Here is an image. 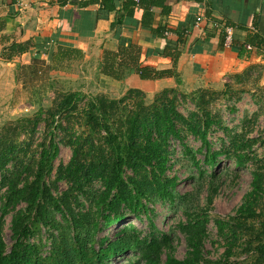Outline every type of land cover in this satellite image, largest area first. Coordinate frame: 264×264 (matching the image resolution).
I'll return each mask as SVG.
<instances>
[{
  "label": "trees",
  "instance_id": "1",
  "mask_svg": "<svg viewBox=\"0 0 264 264\" xmlns=\"http://www.w3.org/2000/svg\"><path fill=\"white\" fill-rule=\"evenodd\" d=\"M18 1L0 0V8L8 4L6 18L20 14ZM55 2L61 9L71 5L79 11V19L73 22L71 35L38 36L13 42L5 49L3 60L11 61L30 54L33 63L19 67V70L36 73L41 67L44 72L57 71L65 64L81 59L82 47L102 14L114 13L116 20L110 29L112 37L118 42L117 49L103 50L98 74L117 82L135 74L141 81L174 79L177 85L181 84L177 64L186 51L192 52L188 42L194 28L174 30L163 25L161 19L173 13L175 0ZM138 10L142 11L140 20L135 17ZM221 24L219 31L215 26L220 25H212L219 34L220 49L224 48L225 29L238 30L237 26ZM5 25L6 19L0 17V33ZM123 30L146 31L151 42L174 35L176 41L169 42L162 52V56L171 61V68L157 70L142 66L141 48L123 35ZM60 37L76 41L79 47L60 42ZM245 39L244 45L234 49L238 55L244 51L251 52L252 49L246 50L248 46L264 52V39L258 34L247 35ZM232 43L233 39L230 46ZM197 92L204 91L199 89ZM131 93L136 95L137 102L130 95L121 101L95 97L89 98L83 107L81 104L86 97L81 93L57 95L47 111L50 124L42 121L39 114L33 119L19 120L18 125L11 124L0 129V264H111L113 260L129 254L136 264H160L162 249L168 242L165 235L160 239L154 237V233L142 237L135 225L122 224L112 239L99 241L97 236L102 232V225L109 230L128 215L139 220L140 214L149 217L148 204L154 200L163 203L175 200L177 178L168 176L173 166L170 164L171 141L178 140L184 146L186 134L202 143L205 151L202 165L193 155L190 161L203 174H207V169L216 171V160L221 153L212 151L208 140L214 121L207 102L193 99L197 112L184 117L175 111V97L174 101L167 97L169 93H177L175 89L163 91L161 102L158 99L149 106H145L140 99L142 92L134 89ZM71 120L81 126V133L75 131ZM41 122L49 136L48 142L39 145L37 156H29L28 148L17 142L21 136L31 137ZM58 131L69 138L65 145L71 149L72 156L57 177V181H65L69 188L55 195L49 179L60 150L56 140ZM243 164V159L239 158L236 165ZM212 178H216L215 173ZM258 181L259 177L255 175L251 196L261 190ZM97 184L100 190L95 192L93 187ZM81 198L88 201L92 209L87 212L74 210L80 206L78 201ZM238 213L246 220L258 217L255 210L247 205L242 206ZM11 214L13 244L8 249L3 227L4 219ZM56 216H60L61 220H56ZM187 216L190 219L184 232L189 238L191 251L183 260L168 257L164 264H203L201 250L206 224L192 215ZM44 228L53 233L43 242L40 235ZM33 237L38 240L30 243ZM46 245L50 249L44 255L42 251Z\"/></svg>",
  "mask_w": 264,
  "mask_h": 264
},
{
  "label": "rangeland",
  "instance_id": "2",
  "mask_svg": "<svg viewBox=\"0 0 264 264\" xmlns=\"http://www.w3.org/2000/svg\"><path fill=\"white\" fill-rule=\"evenodd\" d=\"M72 65L57 71L44 72L41 67L36 73L19 68L10 71L7 81L0 82V129L11 124L18 125L19 120L33 119L39 114L42 121L46 120L50 124L47 111L53 106L57 95L65 93L83 94L86 99L81 107L89 98L95 97L121 101L130 95L137 102L136 95L130 94L134 89L124 82L100 80L93 66L83 75L84 69ZM173 81L175 86L158 84L136 90L142 92L140 99L145 106H149L158 99L161 102L163 91L175 89L177 93H169L167 97L173 101L175 97V111L184 117L196 114L193 99L208 103L214 121L208 140L212 144V151L221 153L216 160V171L204 167L207 174H203L191 164L192 155L201 165L204 160L205 151L200 141L186 134L184 146L178 140L171 141L170 164L173 166L168 176L177 178L175 200L165 203L154 200L148 204L149 217L140 214L139 220L128 215L123 222L109 230L102 225V232L97 238L99 241L112 239L122 224H132L142 237L153 233L159 239L163 235L167 237L160 264H164L168 257L183 260L191 251L184 229L190 219L187 215H192L206 224L201 250L203 264H264V62L250 65L237 73L226 74L207 85H200L199 89L203 93L189 86L187 89L186 81H181L180 85ZM125 104L129 103L125 101ZM70 124L75 125L78 133L83 131L74 120ZM48 137L41 122L31 137L21 136L17 143L28 148L29 156H37L39 145L48 142ZM68 139L63 132H57L60 150L49 179L55 195L69 188L65 181H57L59 173L67 167L72 156L71 149L65 145ZM24 142L27 144L23 145ZM239 158L243 159L244 164L238 167L236 163ZM214 173L216 178H212ZM255 175L259 177L261 190L251 196ZM93 190L98 192L100 185H95ZM78 202L80 206L74 210L87 212L92 209L88 201L81 198ZM245 205L251 206L258 217L244 219L238 211ZM12 214L4 219L3 227L8 249L13 244L10 232ZM56 220H61L60 216H56ZM50 233L53 232L42 229L40 236L43 242L48 240ZM37 240L33 237L30 243ZM49 249L50 246L46 245L42 254L46 255ZM111 264L136 263L129 254L113 260Z\"/></svg>",
  "mask_w": 264,
  "mask_h": 264
},
{
  "label": "crops",
  "instance_id": "3",
  "mask_svg": "<svg viewBox=\"0 0 264 264\" xmlns=\"http://www.w3.org/2000/svg\"><path fill=\"white\" fill-rule=\"evenodd\" d=\"M56 0H19L20 14L16 17L6 18L7 6L0 8V17L6 19L5 29L0 33V82L7 81L8 73L21 66L33 63L30 54H24L11 61L3 60L5 49L13 42H23L35 37H52L61 34L71 35L73 22L79 19V11L71 5L59 8ZM176 7L173 13L163 17L161 22L170 29L193 27L188 44L192 52L186 51L179 59L177 73L185 85L193 89L200 85L218 81L226 74L237 73L244 68L264 62V52L251 48V52L240 55L234 51L245 43V37L258 34L264 39V0H175ZM135 17L140 20L142 11L138 10ZM116 20L114 13H103L97 21L96 28L82 47L83 56L80 60L65 64V68L80 66L86 75L90 67H95L98 74L99 61L103 50L116 51L117 40L112 37L110 29ZM198 20V27L196 26ZM231 24L237 26L232 31V46L219 48V34L213 30L212 25ZM221 29V28H219ZM219 31V30H218ZM122 34L129 37L133 44L142 50V66L165 70L171 68V61L162 56L163 49L169 42L174 43L176 37L168 35L167 39L149 41V33L141 30L127 31ZM60 37L59 41L78 48L74 40ZM55 46V45H54ZM248 47L246 50H248ZM244 48V47H243ZM249 51V50H248ZM49 65V62L46 63ZM99 79L114 81L110 78L97 75ZM86 77V76H85ZM124 82L131 89H143L152 85L174 84L173 79L155 81H141L135 74L126 77ZM120 83V82H119ZM175 86V84H174Z\"/></svg>",
  "mask_w": 264,
  "mask_h": 264
},
{
  "label": "built area",
  "instance_id": "4",
  "mask_svg": "<svg viewBox=\"0 0 264 264\" xmlns=\"http://www.w3.org/2000/svg\"><path fill=\"white\" fill-rule=\"evenodd\" d=\"M198 27V20L196 23V26ZM214 27V26H213ZM218 30L221 28L220 26H215ZM231 40H232V30L230 28L225 29V41H224V47L229 48L231 45ZM248 50H251V48L248 47Z\"/></svg>",
  "mask_w": 264,
  "mask_h": 264
}]
</instances>
